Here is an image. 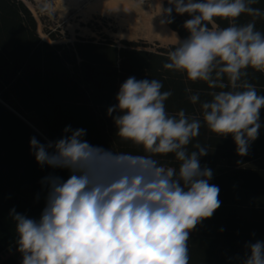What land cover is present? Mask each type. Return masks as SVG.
Listing matches in <instances>:
<instances>
[{"label":"clouds","instance_id":"obj_1","mask_svg":"<svg viewBox=\"0 0 264 264\" xmlns=\"http://www.w3.org/2000/svg\"><path fill=\"white\" fill-rule=\"evenodd\" d=\"M256 3L168 0L170 7L161 5L160 12L161 24L173 22V10L191 17L183 25L189 36L168 53L163 67L213 88L227 87L225 77L231 84L232 90L214 93L201 107L207 127L231 135L240 155L258 138L264 108V95L250 83H238L249 68L264 72V32L254 22L236 23L242 14L264 16ZM215 18L229 26L210 29ZM162 87L156 79L129 77L119 88L118 103L108 108L120 140L143 154L92 146L83 140L85 129L70 126L64 129L70 135L47 145L30 139L38 164L71 174L67 180L44 178L48 193L39 220L11 210L22 264H189L190 233L221 206L220 189L209 183L213 171L200 165L207 148L195 143V150L188 149L201 121L184 110L169 115L165 101L171 92ZM199 99L190 96L192 103ZM169 154L178 168L156 158ZM246 247L242 264H264V240Z\"/></svg>","mask_w":264,"mask_h":264},{"label":"trees","instance_id":"obj_2","mask_svg":"<svg viewBox=\"0 0 264 264\" xmlns=\"http://www.w3.org/2000/svg\"><path fill=\"white\" fill-rule=\"evenodd\" d=\"M163 7H170L168 0ZM253 7L264 11V0ZM190 18L173 10V22L165 24L186 39L189 33L183 25ZM249 22L264 32V16L242 14L236 20L237 24ZM208 26L224 28L229 21L215 18ZM47 34L53 41L59 38ZM140 45L127 40L117 43L105 35L98 40L77 37L69 44H50L40 38L37 22L21 0H0V254L10 245L18 248L11 210L39 220L48 193L44 178L52 175L67 180L71 174L68 169L38 164L30 147L32 137L47 145L70 135L64 132L70 126L85 129L83 140L92 146L143 154L120 140L108 115V108L118 103L121 84L129 77L161 81V91L171 92L165 101L169 115L184 110L190 119L201 121L199 135L188 149L195 150V143L207 148L200 165L213 171L209 183L219 187L221 206L191 231L189 264H242L246 245L264 240V108L258 138L250 142L246 155H240L231 135L219 136L203 121L202 103L210 102L216 92L232 90L227 77L225 88L193 82L185 73L163 67L176 45L155 51ZM246 72L238 83H250L264 95V72L251 68ZM193 94L199 95L196 103L190 100ZM156 158L165 166L179 167L172 154ZM22 259L19 252L0 264H22Z\"/></svg>","mask_w":264,"mask_h":264},{"label":"rangeland","instance_id":"obj_3","mask_svg":"<svg viewBox=\"0 0 264 264\" xmlns=\"http://www.w3.org/2000/svg\"><path fill=\"white\" fill-rule=\"evenodd\" d=\"M21 1L34 16L40 38L50 44H69L77 37H93L98 40L105 35L117 43L120 40L137 41L141 44L139 48L155 51L170 41V37L161 30H158L160 42L156 41V34L153 35L150 31L149 22L154 21L153 11L160 8L159 0ZM45 4L48 5V10L42 11ZM47 32L56 34L59 38L53 41ZM18 255V248L10 245L0 254V261L7 256Z\"/></svg>","mask_w":264,"mask_h":264},{"label":"crops","instance_id":"obj_4","mask_svg":"<svg viewBox=\"0 0 264 264\" xmlns=\"http://www.w3.org/2000/svg\"><path fill=\"white\" fill-rule=\"evenodd\" d=\"M152 1H156V0H152ZM159 2H160V8H158L156 11H153L154 12V21L152 20V22H149L150 31L153 32V35L156 34V36H154V37H157L155 39H156V41H159L158 40V36H159L158 30H160L161 27H163V29H165L167 31V33H168L167 36L170 37V41L168 43H166L165 46H167V45H176V46H178L179 45V41H183L184 39L180 38L174 31L169 29V27L166 24H161V19H163V16L160 15V12H161V5L163 6V0H159Z\"/></svg>","mask_w":264,"mask_h":264},{"label":"bare ground","instance_id":"obj_5","mask_svg":"<svg viewBox=\"0 0 264 264\" xmlns=\"http://www.w3.org/2000/svg\"><path fill=\"white\" fill-rule=\"evenodd\" d=\"M162 28H163V27H162ZM162 28H161V29L159 28V29L164 33V35H167L166 30H164V29L162 30ZM161 34H162V33H161ZM159 36H160V35H159ZM159 36H158V37H159ZM171 39H172V38H171ZM161 40H162V39H161ZM164 40H165V39H164Z\"/></svg>","mask_w":264,"mask_h":264},{"label":"water","instance_id":"obj_6","mask_svg":"<svg viewBox=\"0 0 264 264\" xmlns=\"http://www.w3.org/2000/svg\"><path fill=\"white\" fill-rule=\"evenodd\" d=\"M27 123V122H26ZM28 124V123H27Z\"/></svg>","mask_w":264,"mask_h":264}]
</instances>
